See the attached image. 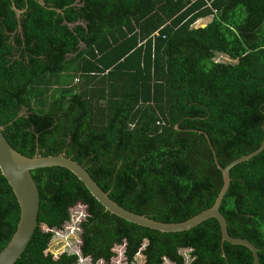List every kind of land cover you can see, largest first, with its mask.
I'll return each instance as SVG.
<instances>
[{"label": "trees", "instance_id": "1", "mask_svg": "<svg viewBox=\"0 0 264 264\" xmlns=\"http://www.w3.org/2000/svg\"><path fill=\"white\" fill-rule=\"evenodd\" d=\"M0 127L25 156L78 162L123 208L187 221L223 187L213 151L224 168L264 139V0H0ZM32 175L38 225L15 264H79L48 251L78 204L81 256L95 264L112 262L116 246L128 264L139 253L145 264H186L182 249L189 264H254L250 249L222 243L214 218L164 233L111 214L65 168ZM230 176L228 233L264 264V150ZM19 219L0 169V253Z\"/></svg>", "mask_w": 264, "mask_h": 264}, {"label": "water", "instance_id": "2", "mask_svg": "<svg viewBox=\"0 0 264 264\" xmlns=\"http://www.w3.org/2000/svg\"><path fill=\"white\" fill-rule=\"evenodd\" d=\"M264 150V139L261 146L256 151L242 156L226 167H222L213 151L215 163L223 175V187L214 205L180 223H164L150 219L144 215L133 213L109 197V193L103 191L87 170L78 162L65 155H48L28 157L14 149L7 141L0 127V169L7 179L17 198L20 207V219L10 242L0 253V264H15L26 250L38 225V215L40 209V192L32 171L41 168L62 167L71 171L90 191L92 196L101 203L111 214H114L130 223L150 228L164 233H177L190 230L202 222L214 218L219 222L222 243L228 242L233 245H241L253 254L254 264H260L257 247L246 239L231 237L228 233V223L220 211L222 201L227 194L230 184V171L236 165L248 161ZM225 256V255H224Z\"/></svg>", "mask_w": 264, "mask_h": 264}, {"label": "rangeland", "instance_id": "3", "mask_svg": "<svg viewBox=\"0 0 264 264\" xmlns=\"http://www.w3.org/2000/svg\"><path fill=\"white\" fill-rule=\"evenodd\" d=\"M212 20V17H208L205 19L198 20L195 24V28L199 27H205L210 21ZM218 62H225V63H235L234 60H231L229 57L223 56L222 54H218L215 58ZM73 214L76 216V218H82L84 220V215H87L86 213V206L82 204H78L77 207L72 209ZM83 216V217H82ZM77 223L71 222L65 226L63 230H56L55 235L49 245L48 251L54 254L55 257H59L61 254L68 252V253H78L80 251L81 246V239L78 234H80V231H77L74 229L76 227ZM45 229V227H44ZM124 246H116V256L112 259V262L109 264H128L126 261L125 256L122 255V251ZM181 254L185 256L186 264H189L191 261L190 259V250L182 249L180 250ZM145 259L143 255L140 253L138 254L134 262L129 264H144ZM166 264H172L169 261H165ZM79 264H95L91 261H85V259L80 258ZM97 264H106V263H97Z\"/></svg>", "mask_w": 264, "mask_h": 264}, {"label": "built area", "instance_id": "4", "mask_svg": "<svg viewBox=\"0 0 264 264\" xmlns=\"http://www.w3.org/2000/svg\"><path fill=\"white\" fill-rule=\"evenodd\" d=\"M75 82H78V79H75ZM77 207V206H76ZM75 208V207H74ZM73 209V208H72ZM72 209L70 210V212H71V220H70V222H74V223H77L76 225V227H74V229L75 230H77V231H81V229H80V223L83 221V219L82 218H76V216L73 214V212H72ZM83 217V216H82ZM85 217H86V215H84V219H85ZM76 254H78L79 256H80V258H82V259H85V261L87 260V261H91V259L90 258H83L82 256H81V253H80V251L78 252V253H76ZM92 262V261H91Z\"/></svg>", "mask_w": 264, "mask_h": 264}, {"label": "clouds", "instance_id": "5", "mask_svg": "<svg viewBox=\"0 0 264 264\" xmlns=\"http://www.w3.org/2000/svg\"><path fill=\"white\" fill-rule=\"evenodd\" d=\"M124 248V247H123ZM124 250H125V248L123 249V251H122V255L124 256ZM80 253H81V251H80ZM140 254V253H139ZM142 254V253H141ZM138 255V254H137ZM136 255V256H137ZM144 257V256H143ZM145 259V258H144ZM168 261V260H167ZM98 263V262H97ZM144 264H145V262H144Z\"/></svg>", "mask_w": 264, "mask_h": 264}]
</instances>
